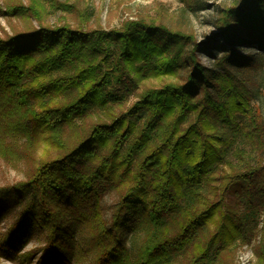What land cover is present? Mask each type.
Wrapping results in <instances>:
<instances>
[{
	"label": "trees",
	"instance_id": "16d2710c",
	"mask_svg": "<svg viewBox=\"0 0 264 264\" xmlns=\"http://www.w3.org/2000/svg\"><path fill=\"white\" fill-rule=\"evenodd\" d=\"M37 1L4 8L38 24L0 36V157L21 168L8 190L26 201L0 250L29 264H234L256 228L264 262V120L235 71L237 45L264 58V0L221 8L204 42L142 18L47 24ZM33 230L39 255H17Z\"/></svg>",
	"mask_w": 264,
	"mask_h": 264
},
{
	"label": "rangeland",
	"instance_id": "374dc122",
	"mask_svg": "<svg viewBox=\"0 0 264 264\" xmlns=\"http://www.w3.org/2000/svg\"><path fill=\"white\" fill-rule=\"evenodd\" d=\"M20 0H0V36L12 34L15 31L25 30L30 26L37 27V20L31 12V17L15 16L5 13L4 8L8 3H18ZM23 4H30L32 0H22ZM61 6L52 7L42 0H38L34 7L42 18L43 23L56 24L64 19L71 25H85L87 28L101 26L102 28H117L127 19L142 18L156 23L166 24L168 27L180 29L189 33L199 42L209 41L217 34L219 10L228 5L236 4L239 0H57ZM62 3L68 6L63 7ZM239 54L247 56V63L236 68L253 94L252 105L264 120V58L262 51L253 45H237ZM260 54V55H259ZM198 59L204 65H211L212 58L204 53H198ZM157 82L156 79L153 80ZM257 154V153H256ZM256 156V155H255ZM263 161H264V155ZM259 158V157H258ZM259 160V159H258ZM237 163V159H233ZM223 167H227L223 165ZM23 178L21 168H17L0 157V237L9 232L22 212L21 206L26 203L22 194L9 191V186ZM8 190V191H7ZM116 201V193H106L102 198L103 216L108 219L110 209ZM260 219V217H259ZM261 222V221H260ZM259 222L258 227L261 225ZM141 240L139 233L130 234L126 240L129 247H133ZM260 240L258 229L254 228L248 241L239 245L234 253V264H264L259 262L256 253ZM44 244L41 235L33 230L27 240L17 250V255L31 254L37 258L39 247ZM35 250V251H33ZM27 254V255H28ZM32 258V257H31ZM35 258L31 260L34 262ZM0 264H29L23 258L9 256L0 250ZM32 264V263H30ZM70 264V263H69ZM73 264H77L76 262ZM80 264H90L88 257H83Z\"/></svg>",
	"mask_w": 264,
	"mask_h": 264
}]
</instances>
